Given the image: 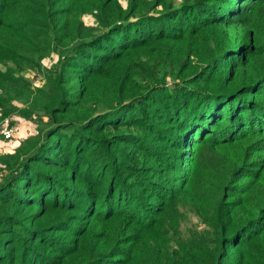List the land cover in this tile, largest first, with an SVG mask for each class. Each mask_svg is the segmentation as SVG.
<instances>
[{
  "label": "trees",
  "instance_id": "trees-1",
  "mask_svg": "<svg viewBox=\"0 0 264 264\" xmlns=\"http://www.w3.org/2000/svg\"><path fill=\"white\" fill-rule=\"evenodd\" d=\"M262 54L264 0H0V117L36 125L0 264H264Z\"/></svg>",
  "mask_w": 264,
  "mask_h": 264
},
{
  "label": "rangeland",
  "instance_id": "rangeland-1",
  "mask_svg": "<svg viewBox=\"0 0 264 264\" xmlns=\"http://www.w3.org/2000/svg\"><path fill=\"white\" fill-rule=\"evenodd\" d=\"M120 2L123 4V6L125 7L126 6V0H120ZM84 21L88 24L92 23L91 21V18L90 17H85L84 18ZM253 63H251V66L252 67H257L258 69H260V71H264V55H259L257 57H254L253 58ZM44 65L45 66H49L50 64H52V58H49V59H46L43 61ZM35 77H36V73H33L31 71H27L25 73V78H27L29 81H31L32 83L35 82ZM9 121H11L12 124H16L17 127L19 126L20 129L22 128V130H26L27 127H33L35 130H36V125L33 123V122H30V121H26L20 117H18L17 115L15 116H12V117H9L8 118ZM24 127V128H23ZM16 137H15V149L19 146L21 140L19 139L20 135L21 134H18V132H16ZM25 133H27V131H25L22 135H21V139L26 135ZM27 138V137H26ZM1 139V138H0ZM23 141V140H22ZM257 144V141L256 139H251V140H248L247 143L245 144V146H255ZM13 148V150H15ZM241 151V148H238L236 146L232 147V148H229V149H226V150H223V151H220V152H217L215 153V158L216 160H213L209 157V162L213 165L216 164H221L223 168H227L228 166V162H231V163H234L235 159L238 157L239 153ZM8 154V153H6ZM4 154V155H6ZM1 155V154H0ZM254 158L257 157V155H253ZM198 177L201 176L200 174L197 175ZM177 179V177H173L172 176V180L175 181ZM263 183H264V180H263ZM262 188L263 186H255L252 190V194H251V197L248 196L249 198H259L261 195H263V192H262ZM197 226L198 229H200L201 225H200V222L197 218V216H194L193 214H189L187 215V218L186 220L182 223L181 225V230L184 232L188 231L189 229H192L193 227ZM103 234L106 235V239L103 243L102 246H107V245H110L111 243V240L114 238L112 237V234H108L106 232V230L103 231ZM67 236V235H66ZM96 236V235H95ZM116 264H118L116 262Z\"/></svg>",
  "mask_w": 264,
  "mask_h": 264
},
{
  "label": "built area",
  "instance_id": "built-area-1",
  "mask_svg": "<svg viewBox=\"0 0 264 264\" xmlns=\"http://www.w3.org/2000/svg\"><path fill=\"white\" fill-rule=\"evenodd\" d=\"M35 84L38 83L37 76L35 77ZM1 116V111H0ZM17 125L12 124L8 118H1L0 117V141L2 145L0 146V154L4 155L9 152V148L6 144L13 143L15 140Z\"/></svg>",
  "mask_w": 264,
  "mask_h": 264
},
{
  "label": "crops",
  "instance_id": "crops-1",
  "mask_svg": "<svg viewBox=\"0 0 264 264\" xmlns=\"http://www.w3.org/2000/svg\"><path fill=\"white\" fill-rule=\"evenodd\" d=\"M23 128H24V127H23ZM25 131H27V133H25L26 135L21 139L20 137H21V135H22ZM16 132H18V134H21L20 137H19V139L22 141V140H24L26 137H28V136L34 134V133H35V129H34L33 127H30V128L27 127L26 130L23 131L22 128L20 129V127L18 126ZM16 134H17V133H16ZM15 137H16V135H15ZM14 143H15V140H14L13 143L6 144L7 147L9 148V152H10V151L16 146ZM1 145H2V142L0 141V146H1Z\"/></svg>",
  "mask_w": 264,
  "mask_h": 264
}]
</instances>
